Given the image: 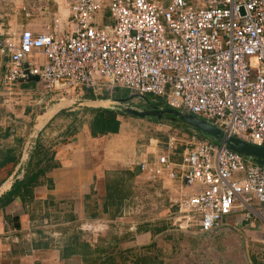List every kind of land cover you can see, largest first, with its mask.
<instances>
[{
  "label": "built area",
  "instance_id": "1",
  "mask_svg": "<svg viewBox=\"0 0 264 264\" xmlns=\"http://www.w3.org/2000/svg\"><path fill=\"white\" fill-rule=\"evenodd\" d=\"M52 4L55 13L39 9L52 14L45 33L0 31L1 82L9 95L101 98L126 89L264 148V0ZM30 76L39 77L38 87L25 90ZM138 167L134 188L174 187L168 202L175 228L215 232L235 215L260 230L264 247V167L252 158L193 128L170 126L164 149ZM96 224L84 229L108 228Z\"/></svg>",
  "mask_w": 264,
  "mask_h": 264
},
{
  "label": "crops",
  "instance_id": "2",
  "mask_svg": "<svg viewBox=\"0 0 264 264\" xmlns=\"http://www.w3.org/2000/svg\"><path fill=\"white\" fill-rule=\"evenodd\" d=\"M46 6L51 8L52 13L57 10L52 0H0V31H21L26 28L35 34L45 33L52 14L41 15L39 9ZM28 11L30 16H27ZM3 62H6L5 57ZM3 75L1 66V80ZM30 83L22 87L25 90L38 87L37 82ZM89 96L90 93L77 96L73 93L35 92L31 98L25 96L20 99L35 98L36 102L53 103L39 116L38 123L32 126L28 122L33 113L25 108L13 112L15 118H21L20 126L8 122L7 117L4 122L0 121V150L14 148L20 155L15 171L0 186V198L11 190L16 181L24 179L29 163H39L43 168V175L26 203L18 196L9 204H0V264H155L158 260L157 264H169L167 258L180 249L181 237H188L189 240L192 237H208L211 241L228 237L226 243L232 247L229 250L230 258L239 261L241 257L245 258L247 251L252 264H264V247L259 243L260 230L237 222L235 215L224 219L215 232L179 230L173 228L169 218H162V222L171 226H164L154 233L148 228L151 224H139L137 233H129L131 228L136 230L138 224L125 214L128 200L135 196L134 183L139 169L130 184V194L126 195L123 203L109 202L107 174L135 171L131 167L135 161H115L117 159L106 155L102 138L94 136L91 129L94 114L90 110L111 108L109 104L115 100L88 99ZM70 97L68 104L65 99ZM19 103L16 101V104ZM154 152L158 153L153 150L151 156L142 157L140 162L152 159ZM165 185L172 191L159 188L158 196L168 201V196L176 191L171 183ZM167 206V209H171L170 204ZM104 218L115 223L116 229L100 237L87 235L83 231L86 225L93 221L103 222ZM125 223L129 228L121 235ZM257 228L261 229L262 225L257 224ZM167 237H172L173 246L167 244L170 243ZM162 242L165 244L161 245ZM155 243L158 246L157 254L150 256L149 250ZM188 248L181 251L180 258L182 254L194 258L196 242Z\"/></svg>",
  "mask_w": 264,
  "mask_h": 264
},
{
  "label": "rangeland",
  "instance_id": "3",
  "mask_svg": "<svg viewBox=\"0 0 264 264\" xmlns=\"http://www.w3.org/2000/svg\"><path fill=\"white\" fill-rule=\"evenodd\" d=\"M1 81L2 80L0 77V121L4 122L5 118L7 117L6 120L8 122L14 125L16 123L17 125L20 126L21 118L20 119L15 118L13 112H15L16 109L19 110L21 108H25L26 111L29 110L33 113L31 115L32 119L28 121L33 126L36 123H38V120L40 118L39 116H41V114H43L46 111V109L53 104L51 102H49L48 104L36 102L35 98L33 99L23 98L21 100L20 98L25 97V95L20 97L18 95L17 96L9 95L6 91H4ZM11 98H15V99L12 100ZM110 99L115 100V102L109 104V106L123 113V115L120 116V121L122 123V130L117 136H109L104 138L101 137L103 140V148L105 147V149L103 150L107 152L104 153H106L107 156L111 157V159L113 160L117 159L115 161L134 160L135 164L131 166L133 170L139 169L138 163L140 162L142 157H145L146 155L151 156L153 150H156L159 153L164 149L170 126H176L181 128L180 126L174 124L175 121H173V119L156 122L150 120L148 117L140 118L137 116H133L131 114H127L125 112V109L127 107H131L141 111H146V110H150L152 105H157L155 103L156 102L155 99L149 97L148 95L139 96L126 89H118L114 92L113 95H110L109 100ZM70 100L71 97L66 98L65 102L69 104ZM116 100H125V101H116ZM16 101H20V103L16 104ZM33 108H35L34 111ZM18 122L20 123L18 124ZM134 189H135L134 191L135 196H133L128 200V209H126L127 214H125V217L131 219L132 221H134V223H138V224L136 230L130 229V232L129 231L128 232L133 234L137 233L139 224L141 225L151 224V227L148 228H150L151 231L154 233L158 229L163 228L164 226L166 227L171 226L169 225V223L161 221L162 218L170 217L169 215L170 210L167 209L169 207L167 205H169L170 203L162 196H158L159 188L147 185L142 189H138V188H134ZM158 198H162V199H158ZM107 216L111 217L109 215ZM106 219L107 218H104L102 223L108 225L107 230L96 233L93 231L94 229L93 230L92 229L89 230L87 228L83 229V227L82 229L83 231H85V233H87V235L94 234L100 237L101 235L108 233L110 230L116 229L115 223H111V221H108ZM91 225H93L92 226L93 228L95 226H98V224L94 223V221ZM127 227L128 226H126V223L124 224V226H122L121 235L125 234V229L129 228ZM173 228L175 227L173 226ZM167 238L168 240H170V243L167 244L173 246L172 237H167ZM228 239H229L228 237H222L219 239L215 238L211 241L208 237H192L191 240H189L188 237H181L180 239L181 242L179 243L181 244L180 249H177L178 251L176 253L174 251V256H170L169 258H167V260H170L167 262L169 264H188V263L190 264H252L251 257L249 256V253L247 251L245 253V258L241 257L239 261L229 257V250L232 247L227 245L226 242L229 241ZM194 241L197 244L195 255H193L194 258H192V256H188L184 254H182V258H180L181 251L189 250L188 247L190 245L193 247ZM163 244L165 243L162 242L161 245ZM168 245H166L167 248H169ZM159 249H161V246ZM157 250H158V246L157 243H155V246H152L150 248L149 255L155 256L157 254L156 253ZM158 261L155 264H157Z\"/></svg>",
  "mask_w": 264,
  "mask_h": 264
},
{
  "label": "trees",
  "instance_id": "4",
  "mask_svg": "<svg viewBox=\"0 0 264 264\" xmlns=\"http://www.w3.org/2000/svg\"><path fill=\"white\" fill-rule=\"evenodd\" d=\"M30 85L31 83H26ZM25 85V84H24ZM149 96V95H148ZM151 97V96H149ZM88 99H109V96L97 98L91 94ZM158 106L165 107L163 101L159 100L155 102ZM165 105V106H163ZM167 107V106H166ZM90 112L94 114L93 123L91 129L96 137H103L108 134H117L121 128V122L118 119L123 113L114 108H97L91 109ZM172 115L165 114L162 119L150 116V120L161 122L162 120L172 119ZM175 125L184 129H190V126L185 124L180 119L176 120ZM205 138H210L206 134H201ZM8 136V133L6 134ZM20 161V155L16 153V149L10 148L5 151L0 150V186L13 174ZM43 175L42 165L39 163L33 165L29 163L27 173L23 180L16 181L11 190L0 198V204H9L16 197H21L23 203L28 201V197L32 196L33 188L39 183L41 176ZM137 175V171H123L112 172L107 174L108 185V200L111 203L122 204L126 195L130 194V184L133 182ZM33 198L30 199V202Z\"/></svg>",
  "mask_w": 264,
  "mask_h": 264
},
{
  "label": "water",
  "instance_id": "5",
  "mask_svg": "<svg viewBox=\"0 0 264 264\" xmlns=\"http://www.w3.org/2000/svg\"><path fill=\"white\" fill-rule=\"evenodd\" d=\"M27 66V65H26ZM38 76H30L28 82H38ZM116 101H125V100H116ZM127 114H131L133 116H137L140 118H147L150 116L157 117L158 119H162L165 114L172 115L173 121L180 119L185 124L189 125L190 128L198 130L201 134H206L210 137L211 140L216 141L218 143H225L231 150L242 154L248 158H252L256 163L262 165L264 167V148L254 146L238 137H227L224 131L209 122L205 119L197 117L195 115H188L178 111L176 109H172L170 107H161L158 105H152L150 110L141 111L138 109H134L131 107H127L125 109Z\"/></svg>",
  "mask_w": 264,
  "mask_h": 264
}]
</instances>
